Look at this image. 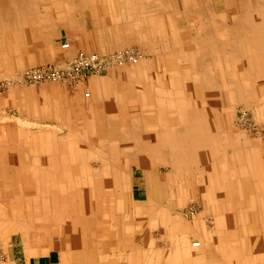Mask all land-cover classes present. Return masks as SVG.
<instances>
[{"label": "bare ground", "instance_id": "obj_1", "mask_svg": "<svg viewBox=\"0 0 264 264\" xmlns=\"http://www.w3.org/2000/svg\"><path fill=\"white\" fill-rule=\"evenodd\" d=\"M17 1L23 0H0V37L4 36L0 42L5 45H12L19 34L41 30L38 25L42 18L40 14H35L32 23V18L22 14L25 8L22 13L6 10V4L18 10L15 5ZM66 1L74 4L71 10L79 4V0ZM38 2L52 3L51 22L67 27L66 19L60 21L63 16L59 15L65 0H36V4ZM201 2L208 3L204 0H115L116 23H112L110 29L132 40L138 33L144 37L152 36L151 32L157 33L163 51L158 54L153 52L156 54L155 66L161 69V75L150 74L152 66L140 64L136 68L139 76L133 79L137 83L143 82L146 91L140 95H127L129 106H121L120 116L115 120L105 113L94 116L98 121L91 126L94 132L90 138L105 153L102 163L108 179L85 164L84 173H78L76 167L88 158L87 152L70 142H57L48 131H42V134L30 141L24 137L28 143L24 141L25 145H20L19 149L16 145L11 146L8 156L1 154V240H4V235H7L11 227L23 230L25 234L30 233V238L26 236L29 239L27 243H36L35 255L60 250L59 264H115L110 254H118L119 258L123 255L120 259L126 262H134L138 257V263L154 264L156 258L148 249L153 248V242L148 238L149 229L159 227L162 239H169L174 234L171 233L173 229H186L199 242L194 245L195 254L189 252L185 255L190 261L177 255V244L173 241L170 242L171 252L167 249L168 253H163L160 259L167 260V264H194L202 239L198 233L201 227L170 219L168 209L157 206L165 202L161 193L157 201H149V195L146 194L145 203L137 206L130 204V176L132 167H135L143 171L146 192H156L155 197L161 189L173 185L176 187L174 191L177 193L167 202L170 206L181 200L194 199L199 190L205 208L209 206L218 216L215 232L210 234L207 243L210 250L209 257L204 258L207 262L216 257L236 264L237 250L231 252V248L237 245L235 237H242L244 247H250L253 253L254 262L261 259L264 264V182L257 181V186L251 189L253 193H248L246 181L240 182L238 179V188L245 192L236 196L233 203L230 195L233 190L231 185L226 184L231 174L223 154L224 148L221 147L235 145L232 139H224L228 128L226 117L233 104H257L260 110L264 108V98L260 97L262 87L256 84L264 79V0H253L245 6L226 2L233 22L237 20L238 26L242 27L239 32H229L226 26L211 28L210 18L204 12L207 7H202ZM120 3L124 7H117ZM152 16L161 18L159 26L154 24ZM139 17L143 20L136 21ZM74 18L72 14V22H76ZM194 20L199 22V28H194V32H179L181 21L190 22L191 25ZM97 24L104 26L99 28L101 33L104 32L103 28L107 29L106 23L100 21ZM224 32L228 34L224 35ZM230 33L238 35L231 36ZM219 78L224 81L223 85H219ZM27 97L33 98L29 93ZM104 97V101L109 100V97ZM30 109V106H26L27 113ZM85 136L90 139L87 132ZM155 166L170 167L172 175L163 179L153 178ZM62 176L83 177L80 179L84 188L73 186L70 191L65 188L66 185H61V182L66 183ZM257 199L262 203L257 204ZM117 203L120 204V214H117ZM232 203L238 208V214L225 212ZM153 206L157 208L150 211L149 208ZM221 209L224 210L220 212ZM245 210L252 211L253 217L250 220ZM151 212L156 216L150 220L148 214ZM235 219H238V223L234 222ZM170 220L172 223L168 228L166 222ZM248 222L250 230L245 227ZM19 224L22 227L19 228ZM29 229L33 231L29 232ZM50 230L53 237L46 234ZM134 230H140L144 237L141 252L135 248L136 241L122 240ZM34 231L39 234L35 236ZM204 236L208 237L205 233ZM128 237L132 238L133 235ZM60 242L64 245L62 250Z\"/></svg>", "mask_w": 264, "mask_h": 264}, {"label": "crops", "instance_id": "obj_2", "mask_svg": "<svg viewBox=\"0 0 264 264\" xmlns=\"http://www.w3.org/2000/svg\"><path fill=\"white\" fill-rule=\"evenodd\" d=\"M102 1L103 0H79L78 5L81 8H79V6L76 5L77 6L76 9L71 10L74 4H72L71 1L65 0V2L61 4V10H60L59 15L60 17L61 15L63 16V18H60V21H64V18L66 19L65 22L67 23L66 24L67 27H63L61 25L60 31H63V32H59L60 34L58 35V37L57 36L53 37L52 29H51V25H52V22H51L52 12L51 11L53 10L52 3L50 2H48L47 4L44 3L45 4L44 5L43 3H40V2L36 4V0L17 1L15 5L18 7V10H15L14 6H12L13 8H11V6L6 4L7 5L6 10L10 12L19 11L20 13H22L25 8V13H22V14H24V17L32 18L31 20L32 23L35 20L36 13L40 14L42 18L39 19L41 23L38 24L41 29L40 32H29L25 34H19L17 35L18 39L14 40L12 42V45H5L2 43V41L0 42V77H2L3 75H7L10 70L14 71L20 68L21 66H25V65L28 66L38 61L42 62V61L49 60L51 58L52 51H55V49L60 48L59 45L65 41H69L72 46H75V45L79 46L80 44H83V46L87 49H89L90 47V48H93L92 50H100L101 48L108 46L115 38L122 37L124 35L123 33H116L114 32V30L110 29L111 25H113L112 23H116V19H115L116 14H114L115 13L114 6L116 5L115 0H104L103 2ZM251 1L253 0H237V1L236 0H226V1L220 0L219 2H221L220 5L222 6V8H224V4H225V8H224L225 13L220 14V17L226 16V18L223 19V21H217L216 20L217 17H214V16L212 17L213 10L212 11L207 10L206 11L207 16H209L210 22L212 23V24L210 23V27L217 28V27H222L221 25H223L230 29L229 32H232L233 30H235L236 32H239L242 27L238 26L237 20L235 21V23L233 22L234 20L232 18L231 10L226 7V2H230V4L232 2H235L239 5L245 6V5H250L251 3L249 2ZM80 2L82 3L81 5H80ZM204 4L206 6L207 4H210V3L208 2L207 4L206 3ZM118 5L120 6H117V7H120V8L124 7V4L120 3ZM94 6L95 8L93 9ZM41 8L43 9V11ZM72 14L76 17V19L74 18L76 22L71 21ZM152 18H153L152 20L154 24H156V26H159L158 25L159 22L162 21L161 18H159L158 16H152ZM138 19L143 20V18L139 17L136 19V21ZM100 21L103 24L104 23L107 24V29L103 28L104 32L102 33L100 31L101 29L100 27L103 25L97 24ZM215 25L217 26L215 27ZM93 29L95 31L92 33L91 30ZM45 32L47 34L51 32V34L47 35L45 34ZM223 34L226 35L228 33L224 32ZM229 35L237 36L238 34L230 33ZM43 37H46V38H43ZM0 38H4V36H1ZM84 38H91L92 40L95 39L96 41L93 40L92 42H86V40L84 41ZM91 39L89 40L91 41ZM111 39L113 40L111 41ZM151 66L152 67L150 69L152 70L154 69L156 71L155 74L157 73L161 75L160 68L156 67L155 64H152ZM218 70L219 69H216V71ZM219 80H220L219 85H223L224 81L221 80L220 78ZM136 84L138 83L134 82L133 78L129 79L128 81H122L120 79H115V78L94 80L90 83L88 87V89L89 88L90 89L87 91L90 93V96H91L90 102L89 101L82 102L79 99H74L72 101L70 97H67L65 93H62L61 91L59 93L53 91L55 90L54 88L50 89L48 93L43 92V91L40 92V90L38 91L36 89H33L31 91L17 90V91H14L13 93L11 92L12 94H9L6 99H3V98H2L3 100L1 99L3 101V102L1 101V104L5 108L0 109V116H9L7 115V111H12L13 117L22 119L23 122L25 121L24 123L22 122V124L32 125L35 123V125L33 126H39V130H35V129L30 130V129L21 127L20 125H17L18 121H16L15 123L12 122L14 123V125L12 124L13 127L9 128L8 127L9 125L8 126L4 125L8 121V119L7 121H2L3 125L1 126L2 129H0V150L4 152L5 156H7L10 153L9 148L11 146L16 145L17 149H19L20 145H25V142H27V140L25 141L24 137L26 138L28 137L30 141V139H33L35 136L36 137L39 136L42 131H46V130H48L51 133V136L55 138V140H57V142L59 143L70 142L71 145H86L89 143L90 140L88 138L87 139L85 138L86 137L85 133L87 132L90 138L92 135L91 133L94 132L93 129H91V126L95 124L94 116L105 113L104 115L113 116L114 120L118 118V116H120L119 112L121 111L120 110L121 106H125V107L129 106L126 96L127 95L133 96L135 94L141 93V89L139 88V85H136ZM256 84L261 85L263 92L260 95V97L264 98L263 97L264 96V79L258 81V83ZM140 86H144V83L140 82ZM129 91L131 92L129 93ZM23 92H28V93L33 92L36 94V97L29 98L30 96L27 97V94H24ZM55 93L57 95H55ZM104 96L109 97V100H107L108 101L107 104L105 103L106 100L105 101L103 100V98H105ZM68 98L71 100V103H72L71 104L72 106H70V108H67V104L70 103V101H67ZM26 106H30L31 108L28 111V113L26 111ZM19 123L21 122L19 121ZM14 126H15V129H14ZM42 126L44 127V129H41L43 128ZM59 131H62L64 133L66 132V136L64 138L62 137L57 138L56 133H58ZM34 145H36L35 142H34ZM221 147L224 148L223 154L226 159V164L230 171L229 174H231L228 176V180L226 184L231 185V189L233 190V192L232 193L229 192V193L230 195H232L231 197L232 202L235 203L234 198L241 196V194H243L241 192L243 191L245 192L244 189L238 188V186L240 187L239 185L240 183L239 184L236 183L238 179L240 182H243L244 180L246 181L245 188L248 191V193H253L255 185L257 186V181L264 182V173H263L264 172V145H238V143H235V145H228V146L221 145ZM249 165L251 168L249 167ZM244 168H246L247 171L246 169L244 170ZM132 169H133V172H132V175L130 176V182L132 184L131 186L132 191L131 192L129 191V196L132 198L133 203L140 204V202L139 201L137 202L136 200L135 192L139 191L142 188H145L147 191V188L145 187V183H144V175L142 173L143 171L135 167H132ZM249 169L250 170L252 169L251 172ZM243 173L247 175L245 176L243 175ZM80 178L83 179V177H80ZM80 178L78 176H74L73 178L62 176V180L66 183L72 182V181L81 182L82 180ZM145 193L147 194V192ZM201 196L202 195L200 194L199 190H198V193L196 191V197L194 198V200H189L186 206H188L190 202L198 201L200 205V209H201L200 213H204V215H210V214L213 215V212L212 210L209 209L210 208L209 206L205 208V203L204 201L201 200L202 198ZM233 203L230 205L229 209H225V212L227 214L229 213L238 214L239 210L238 208H236V205ZM233 206H235V208H233ZM168 210L169 212H171V214H174L176 212L171 209H168ZM223 210L224 209H221L220 212H222ZM244 212L248 214L247 219H251L253 217L252 211L245 210ZM203 219L204 218L202 217L201 220H197V221L194 220L193 223H201L204 221ZM234 222L238 223V219H235ZM20 227L22 226L19 225V228ZM246 227L250 228L249 222L246 224ZM157 229H160V228H157ZM30 231H33V230L29 229V232ZM209 232L211 234L213 233L211 231ZM8 234L9 232L7 233V237L9 240L0 239L1 240L0 244L6 247L8 245L13 246V242H14L13 237L19 238L16 235H13L10 238L11 234L9 236ZM21 234L30 238V233L25 234L24 232H21ZM38 234L39 233L35 232V236ZM46 234H48L50 237L54 236L51 230L47 232ZM53 240L54 242H56L55 238ZM18 241H19L18 242L19 245L22 246V249L25 252L23 264H59L60 263V257H61L60 250H49L47 254L35 255L34 252L36 249L35 248L36 243L33 242L32 244H29L28 247H26L25 243H23L20 238L18 239ZM163 243L167 245V243L165 242ZM60 247H61V250L64 248V245L61 242H60ZM208 251H209L208 249H204L203 253L206 254ZM212 255L214 256V254ZM20 261H21L20 259H17L15 256L11 255L5 260V263L3 264H20L19 263ZM158 261H159V264H167V260H165L164 258L159 259ZM253 261L254 259L250 261V259H247V257H244V258L240 257V259L236 261V264H252ZM204 262H206V264H235L233 263V261L228 262V259H222V258L216 259V257H214L213 261L210 260L209 262H207L204 259ZM260 262H261V259H259L258 262L256 263L260 264Z\"/></svg>", "mask_w": 264, "mask_h": 264}, {"label": "rangeland", "instance_id": "obj_3", "mask_svg": "<svg viewBox=\"0 0 264 264\" xmlns=\"http://www.w3.org/2000/svg\"><path fill=\"white\" fill-rule=\"evenodd\" d=\"M193 1L197 2L199 0H193ZM204 1L210 3V4H207L205 6V4L201 2L202 7L208 6L207 8L204 9L205 13L207 10H209V11L213 10L212 17L213 16L217 17V19H216L217 21H220V19L226 18V16H222V18H220V14L225 13L224 12L225 11V9H224L225 4H224V8H222V6L220 5L221 2H219L220 0H204ZM143 2H144V0H143ZM140 4L144 5L141 2H140ZM198 6H200V5H198ZM179 9H180V11L183 10L182 8H179ZM221 11H223V12H221ZM227 18H229V17H227ZM169 23H171L173 25L172 22H169ZM189 23L190 22H187V21H181L180 22L181 27H180L179 32H188V31L194 32L195 31L194 28H199V22H196L194 20V21H192L191 25ZM51 26H52L51 28L53 30L52 31L53 37L58 36L59 32H63V31H60V27H61L60 23H52ZM216 26L217 25H215V27ZM221 26H223V25H221ZM218 28H220V27H217V29ZM94 31H95L94 29L91 30L92 33ZM197 31H199V30H197ZM151 33H152V36H150V37H144L143 34L138 33L134 36L133 40L131 38H129V39L124 38L123 36L117 37L114 40L111 39V41L113 40L110 43L111 45H108L107 47H103L100 50H92L93 48H90V47H89V49H87L83 46V44H80L79 46H77V45L72 46L71 45L70 50L65 51L61 48V45L64 42L61 43L59 45L60 48L55 49V51H52L51 58L49 60L42 61V62L38 61V62L33 63L31 65H28V66H26V65L21 66L20 68L14 70V71L10 70L7 75H3L2 77H0V109L5 108L1 104V101L3 99H6L9 94H12L14 91H17V90H22V91L23 90H29V91H31L33 89H36L38 91L40 90V92L43 91V92L48 93L50 89L54 88L55 90H53V91H55L57 93H59L60 91L62 93H65L67 95V97H70V99L72 101L74 99H79L82 102L83 101H85V102L89 101L90 102L91 96L89 98H87V97H85V94L88 93L90 95V93L87 91L90 89V88L88 89V87L92 81L99 80V79H107V78H115V79H120L122 81H128L131 78H137L139 76V73H138L139 71L137 72L136 68L139 67L140 64L145 63V64H147V66H151L152 64H155V60H156L155 55L156 54L153 51H156V53L158 54V52L163 51L162 50L163 48L159 45L160 39H159L157 33H155V32L154 33L151 32ZM89 39H91V38H84V41L85 40H86V42H92L93 40L96 41L95 39H93V40L91 39V41ZM125 49H134V50L139 51L141 53L142 57L137 64L128 65V66H121V67H117V66L113 67L105 75H97V76L90 77L89 79L86 80V82L83 83L82 86H80L78 88L77 87L76 88L71 87V85H68L64 82L60 83V82L46 81V82L39 83V84H29V83H26L25 80L23 81V74L25 73L26 70H28V68L30 69V67L33 68L36 66H40V65H42V63H43V65L45 63L46 64H56V65L64 64L65 61H67L69 58L73 57L77 51H81L84 53L109 54V53H112L114 51H120V50H125ZM162 55H163V53H162ZM155 72L156 71L153 69V70H151L150 74L155 73ZM136 85H139V88L141 89V93L143 91H146L145 86H140V83H138ZM23 93L27 94L28 92H23ZM29 94L32 95L33 98L36 97V94L33 92H31ZM140 94H138V95H140ZM70 99L69 98L67 99V101H70V103L67 104V108H70V106H72ZM105 102H108V101H105ZM259 110L260 109H259L257 104H255V105L254 104L248 105L246 103L233 104V107L230 110L228 118L226 117V124H227L228 128L226 130L227 135L224 137L225 141H227V140L230 141L232 139L231 141L233 143L234 142L238 143V145H264V108L261 109L260 111ZM260 112H261V114H259ZM12 114H13L12 111H7V115H9V116H0V129H1V126L3 125L2 121H7V119H8V121L4 125H7V126L9 125L8 126L9 128L13 127L14 123L16 121H18L17 125H20L21 127H24L26 129H30V130L31 129L32 130H34V129L39 130V126H33V125H35V123L34 124L31 123L32 125H24V124H22V122H23L22 119H18L17 117H13ZM19 121L21 123H19ZM95 121L97 122L98 119L94 118V122ZM12 122H14V123H12ZM14 129H15V126H14ZM41 129H44V127ZM46 131H48V130H46ZM42 133L43 132H41L40 134H42ZM48 133H50V132L48 131ZM65 136H66V132L64 133L62 131H59L58 133H56L57 138H60V137L64 138ZM89 140H90L89 143L86 145H78L79 147H82L85 150V152H87L86 157H88V158L83 159V164L78 165V167H80V171H79L78 167H76V171L80 174H83L84 173L83 167L85 164L86 166L91 168L93 171H95V170L99 171V173L101 174V176L104 179H106V178L108 179L109 177H108V175H106L107 172H105L103 169L104 168L103 163L105 160V153L101 149H99L98 147L95 146L96 144L91 140V138ZM21 151L22 150H20L19 152H21ZM2 153L4 154V152H0V156ZM80 162L82 163V161H80ZM153 170H154L152 172L153 178L155 177L157 179L158 178L163 179L165 177H169L172 175V169L170 167L157 166V168H156V166H155ZM58 178H60V177H58ZM148 179H150V178H148ZM70 180H72V179H70ZM135 182H136V180H135ZM71 183H73L74 185H72ZM61 185H63V186L66 185L65 188L69 189L70 191L73 190V188H74L73 186L78 187L80 189L84 188V184L82 181L81 182L73 181V182H67L64 184L61 182ZM149 185H150V183H149ZM175 188L176 187H174V185H173V187L170 186L169 188H166L163 190L161 189L159 192L157 191L156 197H155L156 192L149 191V192H147V194L149 195V197H148L149 201H151V200L157 201L158 196L161 193V196H163L162 200H164L165 202H164V205H157V206H159L161 209H165V207H166L167 209H171L173 211H176L174 214H171V212L168 213L169 214L168 217L169 218L171 217L170 219L173 220V218H174L177 221L183 222L184 224L185 223H188L191 225L195 224L194 226H196V228L201 227V229H200L201 231L198 233L201 235L202 239L200 238V240H201L200 246H199V248L196 252V255H195L197 260H195V258H194V260L196 262H194V260H193L191 263L194 262V264H206V262L205 263H204V261L201 262V260L204 259L205 257H209L208 255L210 254V250L208 249V246H207V243L209 241V237L211 234L209 231L213 232L215 230V226H216L217 221H218V219H217L218 216H215V213H213V215L212 214L204 215V213H200L201 209H200V205H199L198 201L190 202L188 204V206H186L188 201H183V200H181L180 203L177 202V203L172 204L171 206L168 205L167 202L170 201L172 196L177 193L174 191ZM131 191L132 190H130V192ZM145 192H146L145 188H142L139 191L135 192L136 200L139 201L140 204H143L147 198ZM263 196H264V193H263ZM106 197H108V196H106ZM258 199H260V198L258 197ZM258 199H257V204H260V203H262V201H264V199H263L260 202V201H258ZM191 200H194V199H191ZM130 204H133L135 206L138 205V204H135L133 202H131ZM130 204H129V206H130ZM157 206H153L152 208L150 207L149 210L152 211L155 207L157 208ZM116 209H117V214H120V204L117 203ZM153 216H156V214H153L152 212L148 214V217L150 218V220ZM202 217L204 218L203 222L193 223L194 220H196V221L201 220ZM51 219H52V217H51ZM152 220L154 221V219H152ZM172 220L166 222V226L168 228L171 227ZM248 220H250V219H248ZM132 221H134V220H132ZM19 225H22V224H19ZM197 225H199V226H197ZM12 228L13 227H11V230H9L8 236L11 234L10 235V238H11L13 235H16L22 240L23 243L24 242L27 243V241L29 239L26 236L24 237L23 234H21V232L23 230H20V229L16 230V228H13V229ZM157 228H159V227H155V228L152 227L151 230L149 229V231H148V238H149V240H152V242H153V248L148 247V249L151 252V255L156 258L154 261V264H159L156 260L160 259V256L163 253L167 254L168 253V252H166L167 249H169L168 251L171 252V247H170L171 241H173L177 244V255L179 257L183 258V260L190 261V259H187V257H185V255H187L189 252L193 253L195 250L194 249L195 243L197 242L199 244V242L197 239L194 238L193 235H191L190 232L188 233L189 230L187 231L186 229H183L180 231L179 230L175 231L173 229V231L171 233H174V234L170 235L169 239L168 238L166 239V237H164L165 239H162L161 230L157 229ZM246 229L250 230V228H248V227H246ZM0 230L2 231L1 227H0ZM206 231H208V232H206ZM204 233L206 235H208V237L204 236ZM128 235H130V236L133 235V237L129 238ZM5 236H7V235H4V240H9L8 237H5ZM163 236H165V235H163ZM213 237H215V235ZM19 238L13 237V241H14L13 246L8 245L6 247V246H3L0 244V263L1 264L5 263V260L11 255L15 256L17 259H20L21 261L19 263L23 264L25 252L22 249V246L19 245V243H18ZM143 238L144 237H142V232H140V230H134L133 232L127 233L126 237L125 238L123 237L122 240L136 241L135 244L137 246L135 245L136 246L135 248L137 250H139V252H141V251H143V250H141V248L144 246L143 245V241H144ZM235 238L237 239V242H236L237 245H235L234 248L233 247L231 248V252H234L237 250L238 259H240V257L241 258L247 257V259H250V261H252L253 260V253H252L250 247H247V248L244 247V242H243L242 237H239V238L235 237ZM163 242L167 243L168 246L166 244H164ZM243 247L245 248L244 250H243ZM204 249H208L209 251L205 254V253H203ZM193 254H195V252ZM111 256H113V259L115 260V264H142L140 262L138 263V260H137L138 257L134 262H126V261H122V259H120V258H123V255L120 258L118 256V254H110V257ZM139 258H140V255H139ZM176 263H178V262H176ZM254 263L255 262L253 261L252 264H254ZM255 264H258V263H255ZM260 264H263V263L260 262Z\"/></svg>", "mask_w": 264, "mask_h": 264}, {"label": "built area", "instance_id": "obj_4", "mask_svg": "<svg viewBox=\"0 0 264 264\" xmlns=\"http://www.w3.org/2000/svg\"><path fill=\"white\" fill-rule=\"evenodd\" d=\"M61 48L70 50L71 43L65 41ZM142 55L134 49L114 51L109 54L84 53L77 51L64 64H44L30 68L23 74V81L29 84H39L46 81L64 82L71 87H80L87 79L97 75H105L113 67L135 65ZM85 97H89L86 93Z\"/></svg>", "mask_w": 264, "mask_h": 264}]
</instances>
